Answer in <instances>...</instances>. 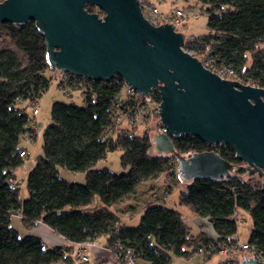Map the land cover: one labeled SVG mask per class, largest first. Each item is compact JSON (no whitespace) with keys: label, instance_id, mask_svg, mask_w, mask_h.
<instances>
[{"label":"trees","instance_id":"1","mask_svg":"<svg viewBox=\"0 0 264 264\" xmlns=\"http://www.w3.org/2000/svg\"><path fill=\"white\" fill-rule=\"evenodd\" d=\"M197 1L207 14L209 33L185 38L183 48L193 50L191 55L215 73L231 70L232 78L264 88V0ZM86 7L91 11V5ZM2 29H6L7 38H1ZM15 50L24 58L20 59ZM49 69L56 71L48 64L44 37L33 20L0 24V264L71 261L67 249L61 246L48 247L38 237L20 236L11 225L13 215L26 227L42 222L74 244L105 236L113 256L118 251L129 253L136 264H169V252L183 258L204 252L210 258L222 243L234 242L236 213L245 210L252 219L247 242L264 257V192L260 179L253 175L243 178L247 174L244 163L225 144L213 147L186 135L172 138L180 154L214 150L233 164L228 177L214 181L184 182L178 173H172L185 185L178 204L207 218L218 235L216 241L202 232L193 235L180 211L165 203L144 206L135 225L123 223L111 209L141 182L156 178L176 160L173 155L151 153L153 140L146 131L134 134L127 110L118 103L125 85L119 76L108 81L72 76L64 83L58 80L63 91L66 87L81 91L84 104H52L50 123L42 133L43 153L27 175L28 197L21 199L18 184H11L9 179L16 181L14 170L23 164L18 155L20 138L29 132L34 103L50 85L51 77L46 75ZM150 98L159 104L157 89H152ZM16 99L20 101L15 103ZM115 150L122 152L119 160L124 172L115 174L106 167H96L100 159ZM59 168L84 172V183L61 178ZM94 197L103 206L82 210ZM117 222L123 224L116 226Z\"/></svg>","mask_w":264,"mask_h":264},{"label":"water","instance_id":"2","mask_svg":"<svg viewBox=\"0 0 264 264\" xmlns=\"http://www.w3.org/2000/svg\"><path fill=\"white\" fill-rule=\"evenodd\" d=\"M29 20L42 33L54 70L97 81L119 76L144 96L158 90L166 133L152 136L154 149L175 157L184 182L226 178L233 164L214 150L180 154L172 139L180 135L228 145L264 192V88L208 69L183 48L184 33L169 22L152 24L139 0L0 1V24ZM240 264L264 260L245 257Z\"/></svg>","mask_w":264,"mask_h":264},{"label":"rangeland","instance_id":"3","mask_svg":"<svg viewBox=\"0 0 264 264\" xmlns=\"http://www.w3.org/2000/svg\"><path fill=\"white\" fill-rule=\"evenodd\" d=\"M153 5H155L158 10L162 14H170L174 12L176 9H180L183 11L184 15L180 19L179 23L174 24L175 28L178 31L184 33L185 38L192 39L193 37L207 35L209 33V29L207 26V14L204 10V7L198 2L197 0H148ZM98 10V11H97ZM96 13L102 15L98 8L95 9ZM192 15H195L193 17ZM1 38H7L6 29L1 30ZM10 48L14 49L13 45L9 44ZM17 55L20 59L24 58V55L15 50ZM190 54L195 53L193 50L187 51ZM210 60L206 61L207 63ZM46 75L51 77L50 85L48 89L42 94V96L37 100L36 105L38 108V113L36 115V119L38 121V132L36 133L35 138H28L27 134L22 135L20 138V145L22 148H25L29 152L28 159L19 167H17L15 171L16 176V183L18 184L19 188V195L21 199H25L28 197V189L26 185L27 175L29 171L35 166L36 162L38 161L39 157L42 156V133L43 130L47 127L50 123V115H51V106L54 102H63V103H74L75 105L82 106L83 103V96L81 91L79 90H71L66 89L65 91L61 90L58 86V79L59 77L53 73L52 70H47ZM147 105H148V113L149 117L147 120H139L134 127V134L142 135L146 131L152 138V136L159 132V128L161 126L158 111V103L151 100V98H147ZM30 106V105H29ZM32 106V105H31ZM139 112L142 110L139 109ZM145 112V108L143 110ZM127 123H125L126 125ZM157 128V129H156ZM153 143V141H152ZM151 153H156L154 146L151 149ZM122 152L120 150H115L112 152H108L105 158L100 159L96 163L97 168L106 167L115 174H120L124 172L122 166L120 165V156ZM177 162L170 161V166L163 174H158L156 176L159 177L156 181L151 178L149 181H152L154 184L143 185L142 183L139 187L135 188L134 192L122 198L118 205L121 206L122 209L130 208L136 209V207L141 208L146 206L147 204L151 203H164V194L168 192L171 188V185L177 184L179 181L177 180V176H173L172 173H177ZM58 174L61 178L73 181V182H80L83 180L84 176L80 172H74L66 168H59ZM170 173V174H169ZM160 175V176H159ZM243 178L247 179V174L244 173ZM253 178L258 179L256 175ZM82 183V182H80ZM154 185V186H153ZM180 188L175 187V190L172 192L167 205L168 206H175L173 205L176 202L178 195H179ZM97 199V198H96ZM125 201H128L126 204ZM132 201V202H131ZM97 203L101 206L102 203L97 199L96 202H93L92 208H97ZM89 205V204H88ZM177 208L181 209L185 221L190 226L191 233L194 235L196 234L199 229L196 225L197 215L193 214L187 207L185 206H176ZM87 206H84L82 210H86ZM237 219V233L236 237L239 242L246 241L249 238L250 231L252 229V219L249 213L245 210H238L236 213ZM131 223V224H136ZM11 225L14 226L18 234L20 236L26 235V228L21 224L20 218L16 216L11 217ZM78 246L72 244L70 249L68 250L67 255L71 259L67 262L63 260H59L56 262H52L50 264H95L96 255L93 253L92 250L86 248L85 254L88 260L83 261L76 256ZM170 257L169 264H217L219 260L218 255H212L209 259L205 257L204 252L195 253L190 258H183L177 256L171 252L168 253ZM109 264H116L115 262H110Z\"/></svg>","mask_w":264,"mask_h":264},{"label":"built area","instance_id":"4","mask_svg":"<svg viewBox=\"0 0 264 264\" xmlns=\"http://www.w3.org/2000/svg\"><path fill=\"white\" fill-rule=\"evenodd\" d=\"M139 1H140L141 11L144 17L154 25L162 24L165 22L176 24L180 22V19L184 15L183 11L180 9H176L174 12L170 14H162L158 10V8L155 5H153L150 1L148 0H139ZM192 16L195 17V15ZM55 73L59 77L58 80L62 83L65 82L68 76L82 77L84 79H89L85 76H77L64 71L56 70ZM216 73L223 78L234 79L232 78L234 77V73L231 70L222 69ZM151 94H152V90L150 91L148 96H144L135 88L128 86L126 84L124 85L122 94L118 96V103L120 104V106L121 105L124 106L125 109L127 110L126 115L132 127L135 126L137 123H139L140 120L146 121L147 117H149V114H147L149 111H148V105L146 99L148 97L150 98ZM19 101H20L19 99H16L15 103ZM144 108H145V112H143ZM139 109L142 110V112H139ZM37 113H38V108L36 103H34L31 109V114L33 118L28 125L29 127L28 130L29 132L27 133L29 135L28 138H32V136L36 135V133L38 132V121L36 119ZM138 120L139 122H137ZM159 132L166 133V129L161 125L159 128ZM212 146L214 147V145ZM18 155L20 156V158L24 163L28 159L29 152L26 149L22 148L18 151ZM9 182L11 184H14L16 181L9 179ZM122 224H123L122 222H117L116 226H120ZM88 245H90L89 241L78 244L76 256L83 261H86L88 259L84 251L85 247ZM217 254L221 256V261L219 264H240V261H242V259L245 257H252L254 259L264 260L263 252L261 250L257 249L253 244H250L248 242L240 243L238 240H235L234 242L229 244L222 243L217 251ZM114 258L117 262H123L126 264H136L135 259L131 254L129 253L124 254L122 251L116 252L114 254Z\"/></svg>","mask_w":264,"mask_h":264},{"label":"crops","instance_id":"5","mask_svg":"<svg viewBox=\"0 0 264 264\" xmlns=\"http://www.w3.org/2000/svg\"><path fill=\"white\" fill-rule=\"evenodd\" d=\"M16 169L14 170V173H15ZM80 173H82L83 176H84L83 180H80V182L84 183L85 174H84V172H80ZM162 174L163 173H160V175H162ZM157 179H159V177H157L156 179H153V180L156 181ZM71 182H73V181H71ZM141 183L143 185L146 184V185H149V186H150V184H154V183H152V181H149V180L143 181ZM139 185L136 187V190L139 187ZM175 187H177V188L179 187L180 188L179 194H180V192H182L185 189V185L183 183H181V182H178L177 184L171 185L172 189H170L168 192H166L164 194L163 201H164L165 204L168 203V200H169L172 192L175 190ZM178 197H179V195H178ZM96 198L97 197H94L92 202L89 205H87V208H86L87 210L96 209V208H92V205H91L93 202L97 201L98 198L97 199ZM125 202H126V204H128V201H125ZM118 203H119V201L116 202L115 204H113L111 206V209L114 210V212L119 216V218L122 220L123 223L129 224V225H135V224H131V223H135V222L138 221V218H139L142 210L144 209V206L141 207V208L136 207V209H132V207L126 208V209H122L121 206L119 207ZM173 205H175V206L171 205L169 207L176 208L179 211L181 210V209L176 207V206H180L178 204V198H177L176 202L173 203ZM102 206L103 205L100 206L97 203V208H100ZM180 213L183 216L182 211H180ZM183 218H184V216H183ZM195 218H197L195 220H196V225L198 226V229H199V231L196 234L202 232L209 239H211L212 241H216L217 238H218V235H217L216 231L214 230L211 222L207 218H203V217H199V216H197ZM21 224L23 226H25L22 223V221H21ZM25 228H26V233H27L26 235H32V236L40 238L44 242V244L46 246H48V247L61 246V247L65 248V249H67V251H68L70 249L71 245L74 244V243H71V242L67 241L65 238H63L62 236L58 235L51 228H49L48 226H46L45 224H43L42 222H39V221L36 222V224L33 227H26L25 226ZM236 240H237V237H236ZM247 241H248V239L246 241H243V242H240V243H244V242H247ZM75 245L78 246V244H75ZM86 248H88L89 250H92L93 253L96 255L95 264H109L110 262H115L116 264H119L115 260L113 254L111 252V249L109 248V246L107 244L105 236L99 237L98 239L90 242V245L85 247V251H86ZM215 255H218V254L216 253ZM205 257L207 258L206 254H205ZM218 257H219V260L217 261V264H219L220 261H221V256L218 255Z\"/></svg>","mask_w":264,"mask_h":264},{"label":"flooded vegetation","instance_id":"6","mask_svg":"<svg viewBox=\"0 0 264 264\" xmlns=\"http://www.w3.org/2000/svg\"><path fill=\"white\" fill-rule=\"evenodd\" d=\"M87 6V5H86ZM92 6V5H91ZM91 8V11H89L88 9H87V7H86V9L89 11V12H96L95 11V9L97 8V7H95V6H92V7H90ZM98 11V10H97ZM245 165V164H244ZM254 176V175H253ZM257 176V175H256ZM258 177V176H257ZM258 179H260V178H258Z\"/></svg>","mask_w":264,"mask_h":264}]
</instances>
